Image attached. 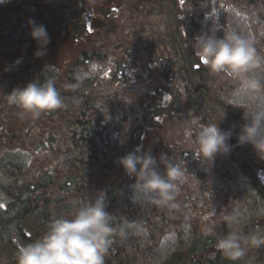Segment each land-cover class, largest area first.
Masks as SVG:
<instances>
[{
    "label": "trees",
    "instance_id": "obj_1",
    "mask_svg": "<svg viewBox=\"0 0 264 264\" xmlns=\"http://www.w3.org/2000/svg\"><path fill=\"white\" fill-rule=\"evenodd\" d=\"M37 1L7 0L0 3V154L14 149L29 157L26 168L0 159V171L3 172L0 190L3 197L9 199L7 212H12L11 219H0V222L8 221V226L0 223V241L10 231L16 232L24 244L38 239L54 215H69L75 208L73 201H83L103 189L108 200L107 211L118 219L126 217L138 221L145 229L143 235L129 236L126 240L114 237L105 264H154L155 250L164 234L163 227L177 217L181 198L196 195L201 201L203 195L216 202L219 195L226 196L224 191L231 190L236 183L227 178L224 168L237 163L244 168L253 190L257 189L248 168L255 169V156L244 146H235L244 161L243 166L232 153L228 157V153L217 154L211 162L195 156L194 143L183 135L186 122L192 116L199 117L202 123L211 122L204 120L202 113L196 114L201 110L198 101L182 100L175 114H165L161 100H153V97L160 96L154 93L163 84L161 80L148 79L147 64L141 61V58L146 61L142 56L145 47L139 49L137 45L139 41L144 42V34L154 31L151 13H158L160 6L168 0H92L89 6L86 3L89 0H77L78 5H87L82 11V16L85 15L82 20L78 13L65 18L48 14L51 7L58 10L66 7L65 0H41L43 8L32 13L34 6H30V2L37 7ZM261 3L264 7V0ZM119 4V15L114 20L108 5ZM27 7L31 11L26 16L20 15ZM132 14H137L138 22L129 21ZM15 16L23 21V27L16 32L10 21ZM203 16L204 10L198 9L193 15L196 20L189 22L191 32L199 28L201 20L198 19ZM87 17L102 23L98 25V31L92 33L87 29ZM5 18L9 21H4ZM29 20L45 25L49 33L50 43L43 57L33 55L36 42L30 36ZM118 25L123 26L121 30L116 29ZM55 32L63 37L54 38ZM122 52L126 56L130 54L129 70L120 68L126 59ZM18 57L23 58L22 63L5 71ZM93 62L100 66V70L89 74L88 67ZM77 74L83 77L80 87L66 88V84L76 82L74 77ZM45 77L55 79L67 107L43 113L37 119H21L18 110L6 103L3 92ZM215 77L210 73L207 77L198 75L200 93L205 90L207 96L211 95L210 84L215 82ZM73 98H78L80 103L74 104ZM145 118L154 125L145 126L141 122ZM223 129L229 130L228 123ZM132 142L157 158L165 153L186 169L187 179L176 198L177 208H159L140 196L133 197L136 193L131 188L134 178L129 177L117 162L127 153ZM228 143H233L232 135ZM237 176L241 177L239 173ZM220 187L225 188L219 192ZM225 200L222 198L220 205L229 212L230 204ZM177 225L171 231L176 234L177 247H183L185 243L179 239L181 230L176 232ZM191 229L192 224L186 233L190 245L185 253L173 254L164 264H243L241 260L226 259L218 250H213V238ZM221 229L223 234L229 230ZM254 258L264 262V256L255 253Z\"/></svg>",
    "mask_w": 264,
    "mask_h": 264
},
{
    "label": "clouds",
    "instance_id": "obj_2",
    "mask_svg": "<svg viewBox=\"0 0 264 264\" xmlns=\"http://www.w3.org/2000/svg\"><path fill=\"white\" fill-rule=\"evenodd\" d=\"M7 0H0L6 3ZM257 32L264 36V20L256 13L251 14ZM30 36L36 42L33 55H46L50 36L43 24L29 20ZM221 29L211 25L196 34L190 43L194 55L209 73L233 84V106L243 108V123L237 134L240 145H250L255 153L264 159V54L258 51L256 39L251 34ZM18 57L5 68L22 63ZM100 66L93 62L88 67L89 74H95ZM75 83L65 85L68 89H78L83 77L77 74ZM3 98L10 107H15L21 119L39 118L43 113L67 107L65 98L56 86L54 78H35L4 93ZM79 104L78 98H73ZM225 116L222 115L220 120ZM220 122V121H219ZM183 135L195 145V156L211 162L217 154L231 151L228 141L230 130H222L219 123H202L192 116L185 125ZM193 136L195 137L193 141ZM118 164L129 177L134 178L131 188L148 204L159 208H177L176 198L185 183L186 169L174 163L171 157L162 153L157 158L141 146L127 152L118 159ZM163 165V170H161ZM74 211L69 215H54L47 229L38 239L20 244L15 254L16 264H105V257L114 237L126 240L129 236L145 233L143 225L126 217L117 218L107 211L106 192L101 189L83 201H73ZM207 219V217H205ZM229 230L216 236V249L228 260L236 262L248 256L251 249L264 247V235L246 234L238 226L241 220L236 215L227 216ZM211 229L206 231L210 234ZM2 264V262H0ZM247 264H254L249 258Z\"/></svg>",
    "mask_w": 264,
    "mask_h": 264
},
{
    "label": "rangeland",
    "instance_id": "obj_3",
    "mask_svg": "<svg viewBox=\"0 0 264 264\" xmlns=\"http://www.w3.org/2000/svg\"><path fill=\"white\" fill-rule=\"evenodd\" d=\"M10 2V0H9ZM87 5H92V0H89L86 2ZM3 4V3H2ZM50 4V3H48ZM34 6V11H31L30 8L23 10L20 15L26 16L29 11L32 13L39 12L43 8V5L41 4V0L37 1V7L35 6V3L30 2V6ZM66 7H63L62 10H58L54 7H51L48 10V14L52 15H59V17H69L72 15L76 16V14L79 15V19L82 20L84 16H82V11L86 10L87 5H78L77 0H65ZM111 5H108V8H110ZM30 9V10H29ZM181 10V9H180ZM207 12H210V8H207ZM182 11V10H181ZM58 12V13H57ZM179 12L176 10L175 3L172 0H168L167 3L162 4L160 6V10L158 13L152 12L151 15V21H155L160 26V31L162 33L167 34H173L176 37V34L178 33L177 27L179 26V20L183 19V15L178 14ZM46 16L47 14L44 13ZM110 14L113 15V19H116V14H113V11L110 12ZM119 15V14H117ZM216 20L219 22L220 25L226 26L229 28H232V30L241 31L245 34H248V28L247 24L245 23V18L238 13L232 12V11H226L223 8H220L216 14ZM213 16V17H214ZM48 17V16H47ZM137 14H132L129 21L131 23L138 22L139 20L136 19ZM71 20V19H70ZM92 20L94 23H92ZM4 21H9V19L5 18ZM13 24V30L14 32L17 31V29L23 27V21L19 19L18 16H15L14 19L10 20ZM144 21V19H143ZM86 22L90 23L91 32L94 33L98 31V25H101L102 23L100 21L94 20V18L87 17ZM121 23V22H120ZM92 24V25H91ZM137 25V24H135ZM122 25L116 26V29H122ZM183 27H181L182 30ZM52 31V30H51ZM61 34H63L61 32ZM54 38L60 39L63 37L62 35H58V32L53 33ZM61 44V42L57 45V47ZM60 50V48H59ZM58 50V51H59ZM137 51V50H136ZM156 47L153 42H150L147 47V52L149 53H155V58L157 61H159V58L163 55L156 53ZM123 56L124 53L122 52ZM126 59L123 60V66L120 67L123 70H129V63L131 61L130 54H128ZM145 58H148L145 56ZM164 58V56H163ZM195 63L192 56H187V62L186 65L182 67L181 70H179L178 75L180 76L181 73H187L189 77H191L192 73V64ZM120 64V63H119ZM118 65V61H116V66ZM161 65V64H160ZM119 68V69H120ZM173 73V72H172ZM89 82V81H86ZM194 87H189L190 89H193ZM213 89V87H211ZM205 90L201 91V95L198 96L199 100H197V104H201V110H198L196 112L197 115L200 113L203 114L204 120L212 121L214 123H219V126L222 130L223 127L226 125V123L230 122L233 117L230 116V111L228 108L231 107L229 104H220L219 102H216L215 100H208ZM158 92H155L157 94ZM176 94V90L170 89L167 91V96H174ZM228 96V95H227ZM175 99L172 100L175 103V106L171 111H174L175 109L179 108L180 101L176 99V95L174 96ZM229 100H224L226 102H236V98L232 96V90H230V96H228ZM160 99V97H159ZM170 99V101H171ZM165 101L167 105L165 106V109L163 110L166 112L165 114L170 113V107H168V104L170 103L169 100H161ZM222 101V100H221ZM220 101V102H221ZM223 102V101H222ZM172 104V103H171ZM170 104V105H171ZM225 113V116L222 120L220 118ZM135 114V113H134ZM134 116V115H133ZM220 121V122H219ZM141 122L147 126L151 127L153 126V122L149 121V119L145 118L144 121L141 120ZM242 123V122H241ZM229 124V123H228ZM140 132V131H139ZM141 133V132H140ZM138 132H136L137 136ZM138 146L137 143L132 142L130 144V147H128V151H133ZM251 147V146H250ZM253 150V149H252ZM250 154L255 156V158L258 160H262L264 162V159H261L255 151H252ZM236 157L240 158V156L236 153L234 154ZM228 157V155H227ZM0 159L3 162H10L15 163L16 165L26 168L25 166L29 164V157L24 154L23 152L17 153L12 150H8L5 153L0 154ZM241 159V158H240ZM242 160V159H241ZM243 166V165H242ZM247 166V165H246ZM248 167V166H247ZM246 167V168H247ZM264 167V166H263ZM249 172L251 175L252 180L254 179V176L256 177V171L255 169L249 168ZM0 171V175H1ZM224 173L227 176V178L234 181L236 184H234V187L231 188V190H225L224 193L227 194L226 196L219 195L216 202H212V200H209L207 197L202 195V200L195 195V197H187V198H181L179 200V206L178 209V215L174 219L169 220L164 228V234L160 238L159 243L157 245V248L155 250L154 254V264H164L167 263V259L171 258L173 254H184L186 248L190 245V241H187V235L189 226L192 224V229L194 231H198L199 234L203 235L204 237H211L213 238V250L217 251L215 247V236H217V233L223 234L222 227L229 228V225L226 222V217L231 215H236L240 218L241 223L238 226L240 229H245L244 233L246 234H257V235H264V188L262 186H258L256 190H253V188L248 183V179L245 177L244 174V168H241V166L237 164H232L228 168H224ZM240 174L241 177H238L237 174ZM235 176V177H234ZM236 178V179H235ZM1 179V176H0ZM246 187V189L244 188ZM225 187H220L219 192H221V189H224ZM260 189L259 191H257ZM218 194V192L216 193ZM136 195V196H135ZM138 193H134L133 197H138ZM226 199L225 203L230 204L229 212L224 211V209L221 207L220 203L221 200ZM9 204V199L4 198L3 194L0 190V219H6L10 218L12 216V212H7ZM12 211V210H11ZM207 217V219H205ZM4 226H8V221H2L0 222ZM178 224V228L176 229V232H180V238L184 240V246L183 247H177V237L174 232L171 230L176 227L175 225ZM221 224V225H220ZM223 225V226H222ZM12 227V226H11ZM211 229L210 234H205L207 230ZM171 231V232H170ZM20 244H24V242L21 241V238L17 235L16 232L10 231L7 233L6 238L2 239L0 241V262L2 264H16L15 254L17 251V247ZM254 249H251L248 253V256L241 260L243 264H247V261L249 258L253 259L254 264H264V262L261 261V259L257 260L254 258L255 253L257 256L261 257L264 256V247H261L259 249L255 250V253L253 254ZM211 257L212 254H211ZM256 259V260H255Z\"/></svg>",
    "mask_w": 264,
    "mask_h": 264
},
{
    "label": "flooded vegetation",
    "instance_id": "obj_4",
    "mask_svg": "<svg viewBox=\"0 0 264 264\" xmlns=\"http://www.w3.org/2000/svg\"><path fill=\"white\" fill-rule=\"evenodd\" d=\"M261 1L262 0H176L175 3L177 7L182 10L178 14L182 13L183 15V19L179 20L180 23L177 27V38H174L175 36L173 34L162 33L160 31L159 24L155 21H152L155 23L153 25L154 31L151 30L149 32V40L155 44L157 50L156 53L163 55L164 58L162 56L159 58V61H157L155 58V53L150 55L147 62L149 74L148 79L161 80L165 90L163 91V96L160 98V100H169L170 103L168 104V107H170V114H175L177 110L174 108V111H171L175 106L173 101L175 99V95L176 99L180 101L179 107L182 105V100H199V97L197 96L198 92H200L198 88V75L200 77V74H203V76L206 75L207 77L209 71L205 66L200 64L199 59L194 55L193 49L190 47V43L191 39L201 30L207 29L211 25L217 26L219 28L222 26L216 20V16H214V14H216L220 8H223L224 10L231 9L233 12L238 13L245 18L248 34H251L256 39L258 51H260L261 54H264V36L257 32V26L253 24L251 19V14L256 12L261 17V19L264 20V7L262 6L263 2L260 4ZM259 7L263 10H260ZM203 8H211L212 13L205 17L203 16L201 19H198L201 20L199 28L195 29L194 32H191L189 30V22L195 21L196 18L193 17V15L197 14L198 9ZM193 10L195 11L193 12ZM181 27H183L182 30ZM230 30H232V28H230ZM218 35H223V32H218ZM188 55L192 56L195 62L192 64L191 80L189 79L187 73H181L180 76L178 75L179 70H181L182 67L186 65ZM132 73L133 72L131 70V75ZM214 81V83L210 84L211 95L207 97V99L215 100L220 104L222 103L231 105L228 110L230 111V116L233 117V119L228 122L229 130L231 131L232 136H237L240 125L243 123L242 116L244 110L241 107L233 106L232 102L224 101L229 100L228 96H230V90L233 88L232 82L219 77H215ZM191 86L194 88L189 90V87ZM211 87H213V89ZM171 88L176 90V94L170 97L167 96V91H169ZM189 93L192 94V96H189ZM107 98L108 97L106 96L105 100ZM153 100L157 99L153 97ZM234 146H237L235 141ZM242 146H244L245 149H250V145L248 144ZM262 162L263 161L261 160V163Z\"/></svg>",
    "mask_w": 264,
    "mask_h": 264
}]
</instances>
